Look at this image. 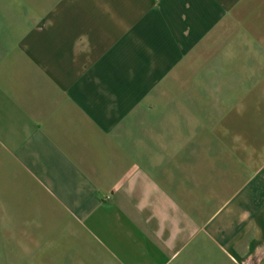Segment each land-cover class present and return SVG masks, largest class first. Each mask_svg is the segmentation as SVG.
<instances>
[{
  "label": "crops",
  "instance_id": "1",
  "mask_svg": "<svg viewBox=\"0 0 264 264\" xmlns=\"http://www.w3.org/2000/svg\"><path fill=\"white\" fill-rule=\"evenodd\" d=\"M0 164L8 264H264V0H0Z\"/></svg>",
  "mask_w": 264,
  "mask_h": 264
},
{
  "label": "rangeland",
  "instance_id": "2",
  "mask_svg": "<svg viewBox=\"0 0 264 264\" xmlns=\"http://www.w3.org/2000/svg\"><path fill=\"white\" fill-rule=\"evenodd\" d=\"M216 65L215 59H210L208 64L205 66L204 69V76H213L214 74V66ZM216 80H218V76H214ZM222 89L227 90L224 88L225 86H229L232 81L228 78L223 79L222 81ZM175 83V82H174ZM0 171H4V167L0 164ZM6 237V238H5ZM8 229L5 228L4 225H0V264H8Z\"/></svg>",
  "mask_w": 264,
  "mask_h": 264
}]
</instances>
